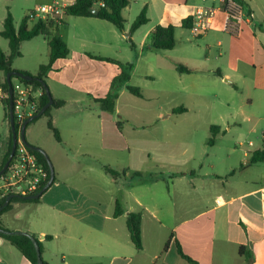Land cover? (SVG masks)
I'll list each match as a JSON object with an SVG mask.
<instances>
[{
	"label": "crops",
	"instance_id": "1",
	"mask_svg": "<svg viewBox=\"0 0 264 264\" xmlns=\"http://www.w3.org/2000/svg\"><path fill=\"white\" fill-rule=\"evenodd\" d=\"M54 1L34 0L33 9ZM61 1L67 7L76 0ZM231 2L236 1L131 0L123 11L124 33L97 18L64 17L67 25L56 34L66 42L70 55L53 64L46 83L53 99L64 101L65 106L53 108L51 118L62 138L59 147H64L63 154L72 166L82 170L92 191L79 187L76 178L58 179L52 162L56 183L42 195L39 203H34L44 219L41 224L31 222L32 227H37L34 231L23 227L15 229L39 235L42 258L47 264H189L178 254L176 241L185 254L199 264H264V163H250V154L264 147V129L259 146L254 147L252 142L253 145L248 144L245 149L230 148L226 152L222 172L218 171L217 160L211 153L200 157L191 155L186 162L172 164L148 154L147 160L156 168L169 171L149 178L139 177L141 182L132 188L122 181L140 174L137 169H131L133 162L129 167L119 165V170L126 172L116 178L105 170V166L116 170L115 156L108 157V153L116 152L121 145L122 122L121 117L116 119L115 115L119 99L128 91L120 92L114 114L102 111L92 101L107 96L121 68L93 59L89 54L133 63L130 82L142 68L143 81L163 80L174 87L183 84L178 89L190 90L192 100L201 97L199 91L207 85L226 81L238 89L240 81L248 89L249 105H257V123L264 121V0H239L245 21L237 36L224 31L226 10ZM199 7L214 8L216 13L207 34L195 43L182 23L192 18ZM144 8H147L149 21L132 34L134 52L128 42L129 31ZM157 26L177 28L174 49L156 51L151 48V33ZM46 64H40L37 73L39 67ZM178 64L191 72H178ZM12 68L31 74L27 69ZM184 108L186 111L180 113H173L175 108H172L170 115L186 114L188 109ZM37 122L30 125L31 130L27 128L26 140L42 148L36 133ZM11 137L10 126L8 134L2 137L0 167ZM83 144H93L95 151L84 154L97 152L101 162L78 158L76 155L82 154ZM215 148L216 143L211 145L212 151ZM67 149L76 154L72 159ZM102 156L107 157V161H102ZM56 162L59 166L57 158ZM95 169L101 174L85 175ZM159 185H164L165 193L160 192ZM117 203L125 210L120 217H114ZM14 206L4 215L11 214ZM132 212L142 214L143 249L140 251L132 243L127 227V215ZM4 215L1 228L8 230ZM6 241L2 238L0 247ZM0 264L13 263L3 258ZM18 264L31 263L22 255Z\"/></svg>",
	"mask_w": 264,
	"mask_h": 264
},
{
	"label": "rangeland",
	"instance_id": "2",
	"mask_svg": "<svg viewBox=\"0 0 264 264\" xmlns=\"http://www.w3.org/2000/svg\"><path fill=\"white\" fill-rule=\"evenodd\" d=\"M33 5L34 0H14V2L0 0V33L3 30V23L8 13L13 16L15 28L18 30L24 17L30 11L28 9H33ZM62 32L61 30L60 33ZM56 35L58 36V34ZM189 36L191 37V34ZM192 41L199 42L194 38H192ZM48 42L49 39L45 37H38L24 42L20 49L21 57L15 58L12 66L16 69H27L34 75L37 74L38 66L48 62L50 53ZM0 51L6 54L10 52L8 40L1 35ZM127 52L130 53L129 47H127ZM142 73L143 69L141 68L129 85L141 89L143 98L136 99L127 92L124 97L119 99L118 113L115 116L116 119L119 118L118 116L121 117V145L116 152L108 153V157L115 156L117 164L114 168L116 170H119V165L129 167V163L133 162L131 169H137V172L139 171L142 174L140 176L133 174L122 182H127L133 188L141 182L139 177L149 178L151 175L169 171L167 168H156L155 164L147 160L148 154L153 159L156 158L161 162L172 164L186 162L191 155L200 157L211 153V156H214L217 160L218 171L222 172L225 168L222 158L230 148L245 149L248 147L249 142H253L254 147L260 145L264 121L257 123L255 118L257 105H249L246 94L248 89L240 81L237 82L238 89H235L231 83L226 81H219L217 85H207L199 91L202 96L192 100L190 90L186 88H184L185 90L178 89L183 84L178 83L174 87L163 80L151 81L149 79L143 81L141 80ZM3 81L4 75L0 72V82ZM130 98L136 101L132 102ZM181 106L188 109L186 114L170 115L172 108ZM61 119L65 120V118ZM47 123V117L40 118L36 125V133L43 144H41L44 147L42 148L56 166L58 179H63V177L76 178L80 182L77 183L80 184L78 186L84 188V191H88L90 184L84 180L82 170H77L66 159L67 157L63 154L64 147H59L58 141L52 131L49 130ZM212 126L218 127L222 133L214 142V144L216 143L214 151L211 150L209 145L210 128ZM31 128L29 126L28 131ZM9 129L7 110L0 102V147L2 137L6 133L8 134ZM83 145L82 150H80L82 154L76 155L72 150L67 149L68 157L72 159V155H76L84 160L91 159L101 162V156L97 152H92L88 156L84 154L85 151H95L93 144ZM56 158L59 160V166L56 164ZM102 158V161H107V157L102 156ZM100 172L95 169L90 172L87 171L85 175L95 177L101 174ZM170 173L172 172L170 171ZM58 179L57 182H59ZM159 187L163 189L160 192H166L164 185H159ZM90 191L92 190L90 189ZM14 205V211H11V214L4 215L6 217L5 227L8 231H15L18 227H23L22 229L31 228L32 231L36 230L37 227H32L31 222L38 221L41 224L40 221L45 217H42L37 206L34 203H26L23 206L21 203ZM30 233L33 234V232ZM35 236L38 239L40 238L38 234H35ZM21 256L20 251L12 247L8 240L5 245L0 247V257L9 258L13 264H18Z\"/></svg>",
	"mask_w": 264,
	"mask_h": 264
},
{
	"label": "trees",
	"instance_id": "3",
	"mask_svg": "<svg viewBox=\"0 0 264 264\" xmlns=\"http://www.w3.org/2000/svg\"><path fill=\"white\" fill-rule=\"evenodd\" d=\"M239 2V0H234ZM131 4V0H76L72 5L67 6L65 8L64 17H86V18H97L108 23L113 24L120 32L124 33L126 29V20L123 16V11ZM91 9H97L98 14L94 15L91 12ZM147 17V8H144L140 15L135 19L132 23L128 37V42L131 45L132 50L136 51V45L132 40V34L137 31L140 27L146 25L148 23ZM67 22L63 19L62 21L55 22L53 20L43 21L39 20L36 22H30L27 17H24L20 28L17 30L14 25V19L11 13H8L7 18L4 20L3 23V30L0 35L8 40L9 43V54H6L0 51V72L4 75V81L0 82V85L4 87L6 93L9 92L8 82H7V75L13 71L12 64L13 60L17 57H21V46L24 42L30 41L36 37L43 36L49 39V61L46 65H41L39 67L37 76L38 78L42 79V81L46 82L47 76L49 71L52 69L53 64L59 60L67 58L70 55V49L66 42L56 35L58 30L62 27H65ZM193 25V18H187L183 21L182 27L186 29H190ZM176 30L175 26H157L151 33L152 45L151 48L156 51H170L175 48L176 46ZM93 59L113 63L118 65L121 68V73L116 76L110 87V91L104 98L93 99L92 101L99 106L102 111L114 114L116 112V104L119 98V94L121 91L126 90L133 96L137 98H142L143 93L141 89L135 86H130L129 83L132 78V73L134 71V64L133 63H122L118 60L108 58V57H101L89 54ZM177 71L180 73H190L191 70L187 69L185 66L178 64ZM26 73V72H24ZM29 74V73H27ZM216 75H220L219 72H215ZM31 75V74H30ZM14 78H12L13 80ZM27 85L33 86L37 91L42 92V96L39 102V108L37 113L49 102V97L45 93L44 87L41 82H25ZM7 110V119L10 121V114H9V99L3 102ZM65 106L64 101L54 100V104L50 107L42 117H47L48 123L47 126L50 131H52L55 139L58 142L62 141L61 135L59 130L53 125L52 118H51V111L53 108L61 109ZM186 109L184 107H179L173 109V113H180L185 112ZM36 113V114H37ZM40 118L31 122L28 127L38 121ZM118 125H120L118 123ZM27 127V128H28ZM16 130L19 131V126L16 123ZM220 129L216 126H212L210 128L211 138L209 141V145H213L215 139L220 135ZM13 148V139L11 137L8 150L6 152L3 165L0 167V171L4 167L5 163L8 161ZM33 154L36 155L39 162L43 164L48 171L49 179L51 178V171L49 164L45 157L38 153L34 152ZM250 163L251 164H261L264 163V147L262 149H258L250 154ZM105 170L108 174L112 177L116 178L122 176L126 171L119 172L117 170H113L108 166H105ZM136 176H140L141 174L136 173ZM44 184L38 191H42L44 187L48 184ZM56 183V178L54 180V184ZM7 196L0 198V206H2L7 199ZM40 199L38 200H26L24 198L15 197L11 200L10 204L5 208L3 212L0 213V227H3L1 222V217L8 213L14 204L17 203H39ZM125 213L124 208L121 206L120 203L116 204L114 217H120ZM127 227L130 233V238L132 243L134 244L135 248L140 251L143 249L142 243V214L140 212H132L127 215ZM2 238L8 240L16 249L20 251V253L31 263L37 264V252L32 240L25 236H5L0 235ZM35 236V235H34ZM36 237V236H35ZM173 236H171V239ZM38 243L41 248V252L43 253V247L41 241L36 237ZM170 239V241H171ZM170 241L166 244V249L169 247ZM176 249L178 254L186 260L189 264H199L197 261L193 260L187 254H185L181 244L179 241H176ZM43 264H47L43 261Z\"/></svg>",
	"mask_w": 264,
	"mask_h": 264
},
{
	"label": "built area",
	"instance_id": "4",
	"mask_svg": "<svg viewBox=\"0 0 264 264\" xmlns=\"http://www.w3.org/2000/svg\"><path fill=\"white\" fill-rule=\"evenodd\" d=\"M231 3V6L226 10L224 31L237 36L245 21L244 8L239 2ZM65 8L63 1L56 0L50 4L37 6L29 11L26 17L30 22L53 20L59 23L64 19ZM215 13L216 9L206 7H199L195 11L192 17L193 25L189 29L194 39H199L207 34ZM12 84L15 123L18 124V132H20L26 120L37 113L42 92L17 78L12 80ZM6 99H9V92L6 93L4 87L0 85V102L3 103ZM252 145L253 143L250 142L249 146ZM48 179L49 174L45 166L39 162L33 151L19 139L12 161L6 172L0 176V198L7 195L23 198L35 195L48 182Z\"/></svg>",
	"mask_w": 264,
	"mask_h": 264
},
{
	"label": "water",
	"instance_id": "5",
	"mask_svg": "<svg viewBox=\"0 0 264 264\" xmlns=\"http://www.w3.org/2000/svg\"><path fill=\"white\" fill-rule=\"evenodd\" d=\"M91 12L94 15L98 14V10L97 9H91ZM12 78H17V79H19L21 81H24V82H34V81L41 82L43 87H44L45 93L49 97V102L40 110L39 113L31 116L30 118H28L26 120V122L23 124L22 129H21L20 132H18L16 130V123H15V116H14V96H13V92L14 91H13ZM7 82H8V88H9V114H10V126H11L12 139H13V148H12V152H11V155H10L8 161L5 163L4 167L0 171V176L6 172L10 162L12 161V159H13V157L15 155L18 141H19V139H21L22 142L29 149H31L34 152H38V153L42 154L45 157V159L47 160V162L49 164V167H50L51 178H50V181L48 182V184L46 185V187L42 191H40L39 193L24 198L26 200H38L54 184L55 170H54V166H53V164H52L47 152L41 147L34 146V145L30 144L26 140V130H27L28 125L31 122H33L34 120H36V119L40 118L41 116H43L44 113L50 107L53 106L54 99L52 97L51 91H50L47 83L42 81V79L38 78L37 76H33V75H30V74H27V73H24V72H21V71L13 70L7 75ZM15 197L23 198L21 196H16V195L8 196L7 199L5 200L4 204L2 206H0V213L5 210V208L10 204L11 200L13 198H15ZM0 235H5V236H25V237L30 238L32 240V242H33V244L35 246L36 252H37V264H43L44 260L42 258L41 248H40V245L38 243V240L36 239V237L33 234H31L30 232H25V231H21V230L8 231V230L0 227ZM1 242H2V237L0 236V243ZM1 261H2V259L0 258V262Z\"/></svg>",
	"mask_w": 264,
	"mask_h": 264
}]
</instances>
